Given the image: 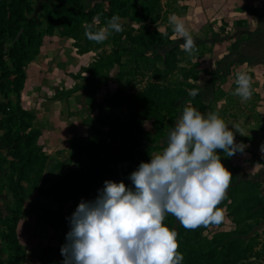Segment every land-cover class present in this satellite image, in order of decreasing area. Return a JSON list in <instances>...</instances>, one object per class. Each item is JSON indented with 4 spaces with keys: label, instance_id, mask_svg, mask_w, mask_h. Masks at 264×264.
Returning <instances> with one entry per match:
<instances>
[{
    "label": "trees",
    "instance_id": "trees-1",
    "mask_svg": "<svg viewBox=\"0 0 264 264\" xmlns=\"http://www.w3.org/2000/svg\"><path fill=\"white\" fill-rule=\"evenodd\" d=\"M137 0H103L106 7L96 4L87 11L82 0H55L51 9L45 14L46 29L35 31L24 28L15 39L14 49L8 55V66L0 70V92L5 101L0 104V111L4 115L0 126V191L10 196V208L6 206L5 213L0 214V242L4 243L6 260L0 264H20L24 257V249L17 237V226L20 221L24 204L32 195L43 198H52L61 204L70 203L66 213L46 210L42 215L43 221L58 232V247L51 251L42 252L38 259L41 264H61L63 257L60 247L65 243L66 233L69 231L67 217L76 209L79 202L94 200L103 182L109 177L119 178L126 186L131 187L128 176L137 169L140 162H149L150 153L158 149L156 136L145 132L142 123L151 121L156 135L164 124L173 123L181 114L185 106L195 107L202 114L215 112L200 97L192 98L189 90L195 89L203 71L198 69L197 63H190L187 54L180 46H173L165 56H158L161 67L154 62L140 63L134 61L129 70H120L116 73L115 83L121 89L130 92L119 103L107 102L106 111H99L92 116L93 107L98 103L93 90L89 87L98 82L104 74H110L114 66L122 67L123 54L115 48L120 40H126L130 46L149 48L163 40H169L174 32L163 26L164 19L159 17L160 0H141L138 13H131ZM99 14L100 22L95 23L93 18ZM118 15L120 19L128 18L134 24L119 21L123 31L113 32L110 35L114 48L101 55H97L94 63L82 71L90 74L84 88L87 93V111L89 116L83 121L87 127L85 137H72L68 141L67 152L60 151L57 156L64 158L51 159L43 148L38 145L41 134L33 127L35 115L25 111L20 105V93L26 79L25 68L39 52L42 36H52L57 29L61 37L70 38L78 54H86L101 49L103 43H96L84 36L85 26L92 24L93 29L105 26L108 19ZM17 15L14 24L22 21ZM94 23V24H93ZM158 25L164 28L162 32ZM15 34V33H13ZM3 55L0 53V67ZM140 78V81L135 79ZM107 79L102 81L105 85ZM142 83L141 89H136ZM237 85L225 93L220 84V100L225 98L226 104L221 115L247 117L255 123L256 129L251 130L252 137L243 140V143L252 141L256 136H264V119L253 109L259 100L253 92L254 99L249 101L252 109L249 115H243L237 110V97L231 93ZM97 88V87H96ZM136 89V90H135ZM74 93L69 91L68 94ZM119 89L111 97L117 100ZM180 105V114L173 111L172 106ZM123 106L121 115H113L114 107ZM229 107L237 110L228 113ZM250 107V108H251ZM221 118V117H220ZM223 120L225 118H222ZM262 143L264 138L262 137ZM221 156V163L232 174V181L226 193V199L221 204L231 218L234 229L229 232H220L208 240H202L197 230H178V251L183 254L182 264H264V235L254 233V226L264 221V193L260 184L251 180L237 181L234 169L224 158L223 152L217 150ZM124 167V169H123ZM238 172V171H237ZM167 220L170 222L172 219ZM56 251H59L56 254Z\"/></svg>",
    "mask_w": 264,
    "mask_h": 264
},
{
    "label": "rangeland",
    "instance_id": "rangeland-1",
    "mask_svg": "<svg viewBox=\"0 0 264 264\" xmlns=\"http://www.w3.org/2000/svg\"><path fill=\"white\" fill-rule=\"evenodd\" d=\"M82 1L87 11L94 8L96 4L106 7L103 0ZM140 2L141 0H137L134 3V7L130 11L131 13H138ZM52 3H55V0H0V53L3 55L1 61L4 65L0 67V70L5 69L7 66L10 69L8 55L14 49L15 39L19 37V33L24 28H35L36 32L46 29V19L44 16L51 9ZM17 15H21L23 20L14 24V19ZM173 15L180 18V21L184 23L187 31L196 42L197 51L192 56L186 54L185 57L190 63H197L198 69L204 72L200 74L197 82H192L196 85L195 89L199 90L197 96L206 104H209L208 107L211 109L219 110V117L225 118L224 121L230 128L233 125L242 123L244 135L241 136L239 134V138H251V130L245 131L247 129L246 122L250 118L221 115L222 107H225V105L216 103L221 98L219 92L220 84L221 86H228L232 83V86L235 83L237 72H245L250 75L252 70L254 74V71L258 70L257 66L264 61V0H160L159 17L165 21V23L162 22V25H169L172 29L169 21ZM120 21L132 24L137 28V25L128 18L120 19ZM162 25H158L157 27H160V30L163 32L164 28L161 27ZM40 39L41 46L37 56L31 63L26 65V79L28 78V71L36 74L35 77L41 81L38 86L40 90L38 95L42 96L46 93L50 101L74 96L77 104L80 105L77 111L79 115L83 114V112L88 113L86 104L87 93L93 90L94 97L98 103L92 109V114L95 113L94 116L99 111H106L108 104L104 103L103 100L116 102L115 104H117L130 95L129 91L123 88L120 89L115 83L114 80L118 71L131 69L134 61H139L140 63H145L146 61L154 62L157 66L161 67V62L158 61L157 57L165 56L171 47L180 46L183 43V38L175 33L169 40H163L161 43L146 49L132 47L126 40H120L117 42L115 48L123 54V66H114L109 76L102 74L98 78L96 85L94 83L87 91L84 88L88 85L86 80L90 77V74L82 71V68H88L89 65L94 63L97 55L108 53L114 48L111 44L110 36L103 42L100 50L91 51L86 54H78L74 41L70 38L59 36L57 29L52 36H42ZM41 51L42 55L38 59ZM106 79L107 82L104 85L102 81ZM135 80L140 81V78ZM141 88L142 83H139L136 89ZM118 89L121 94L117 100H113L111 96ZM69 91L74 93L68 94ZM253 99L254 96L252 95L250 100L252 101ZM250 100L241 103L237 97V110L242 111L244 116L246 114L249 115L250 109H252L249 104ZM180 105L184 104L179 102L175 106H172L173 111L178 115L180 114ZM257 107L258 104L255 103L253 109L256 111ZM123 109L122 105L119 108L114 107L111 109L112 114L116 116L121 115ZM237 110L229 107L227 114L236 113ZM176 120L173 123L168 122L164 124L157 135L151 121L142 123L144 131L156 136V139H158V149L151 152L150 156L158 154L166 147L167 133ZM2 150L3 153L6 152L5 148ZM60 151L52 155L49 154L51 159H55L56 157L58 159L64 158L65 155L57 156ZM223 158L234 169H237L238 172L233 171L237 177V181L251 180L257 182L264 193L263 178L259 180L252 179L250 178L251 175L243 169V165L234 166L232 164L236 162L232 157L225 158L223 154ZM260 162L262 167L256 173L258 176L262 170L264 171V162ZM109 180L113 182L120 181L117 176L114 178L109 177ZM25 203H27L25 204V210L22 211L17 226V237L24 249V257L20 264H41L38 259L39 255L44 251H51L59 246L58 232L43 221L42 215L46 210L66 213L71 204L56 203L52 198H43L37 194H32ZM10 205V196L7 195V200L0 208V214H4L5 207L8 206L10 208ZM217 207L224 211V220L219 225L201 226L196 229L201 235L202 240L210 241L215 234L229 232L234 229L227 209L221 203ZM168 215L170 216L168 219L172 220L168 222L169 220L165 218L164 226L178 232L182 226L175 217L171 214ZM254 233L264 235V221L254 226ZM4 245V243L0 242V261L6 260L5 253H3ZM58 253L59 251H56V254Z\"/></svg>",
    "mask_w": 264,
    "mask_h": 264
},
{
    "label": "clouds",
    "instance_id": "clouds-1",
    "mask_svg": "<svg viewBox=\"0 0 264 264\" xmlns=\"http://www.w3.org/2000/svg\"><path fill=\"white\" fill-rule=\"evenodd\" d=\"M93 20L99 24V14ZM119 21L113 15L96 30L87 24L84 36L103 43L113 32L123 31ZM169 23L183 38L180 47L192 56L197 46L184 23L175 15ZM235 84L231 94L241 103L252 98L247 73L237 72ZM198 94V89L189 90L192 98ZM236 133L243 136V128H230L218 113L183 107L167 133L166 147L128 176L131 187L106 180L94 200L82 199L66 218L69 231L60 247L61 264H182L178 233L164 226L165 217L171 214L185 230L222 223L224 211L217 206L226 199L232 174L217 150L225 158L243 153L247 146L235 142Z\"/></svg>",
    "mask_w": 264,
    "mask_h": 264
},
{
    "label": "crops",
    "instance_id": "crops-1",
    "mask_svg": "<svg viewBox=\"0 0 264 264\" xmlns=\"http://www.w3.org/2000/svg\"><path fill=\"white\" fill-rule=\"evenodd\" d=\"M41 55L42 51L38 59H40ZM257 67L258 70L256 69L254 74L251 70L252 75L250 74L249 76H252L253 92H255L259 98L256 102L258 104L256 112L264 119V61H262ZM35 76L36 74L28 71V78L26 79L20 96L21 107L24 110L34 113L35 120L33 121V127L41 131L37 143L45 152L52 155L59 150L67 151L69 139L72 137H85L87 135V127L84 126L82 121L85 120L89 114L87 112H83L81 115L77 113L80 105L77 104L74 96L56 101H50L47 98L48 95L46 93H44V95L41 93L42 96H39L38 93L40 90L38 86L41 81ZM231 84L228 86H221L222 90L225 93H228L232 89ZM42 92H44V90H42ZM4 101V95L0 92V104ZM216 104L225 105V98H222ZM218 112L220 113V111ZM94 114L95 113H93L92 116H94ZM3 119L4 115L0 111V123ZM246 123L247 129L245 131L248 129H256L255 123L251 118L247 120ZM237 125L242 127V123H238ZM2 131L3 130L0 126V134ZM239 136V133L235 134V142L243 143V140H241ZM262 137L264 138L262 134H259L254 140L243 143L247 146L244 152L236 153L232 156V159L236 161L232 163L234 166L239 164L243 165V169L251 175L250 178L258 180L261 178L264 179L263 170L259 173V176L256 175V173L259 172V168L262 167L260 161L264 162V152L261 151V147L264 146V143H262ZM0 152L4 154L1 148ZM6 200L7 194L5 191H0V208L4 205ZM25 204L23 210H25Z\"/></svg>",
    "mask_w": 264,
    "mask_h": 264
}]
</instances>
